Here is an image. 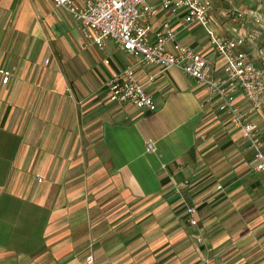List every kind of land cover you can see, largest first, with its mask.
<instances>
[{
  "label": "crops",
  "instance_id": "crops-1",
  "mask_svg": "<svg viewBox=\"0 0 264 264\" xmlns=\"http://www.w3.org/2000/svg\"><path fill=\"white\" fill-rule=\"evenodd\" d=\"M219 20L214 7L208 29L168 12L152 24L168 21L222 77L209 33L233 28ZM127 67L154 112L109 101L107 80ZM0 69V264H264V175L192 79L112 42L98 51L52 0H0Z\"/></svg>",
  "mask_w": 264,
  "mask_h": 264
},
{
  "label": "built area",
  "instance_id": "built-area-1",
  "mask_svg": "<svg viewBox=\"0 0 264 264\" xmlns=\"http://www.w3.org/2000/svg\"><path fill=\"white\" fill-rule=\"evenodd\" d=\"M52 1L71 17L84 40L98 51L104 52L106 43L112 42L130 55L136 65L175 69L192 79L217 103L218 111L228 116L232 128L247 142L253 154L248 163L251 170L264 175V140L258 123L252 119L259 116L264 124V63L257 65L248 54V48L253 47L264 57V49L256 47L262 24L256 9L235 10L237 26L228 37L209 33L210 46L222 61V77H217L214 64L207 57L178 43L168 21L152 24L160 12H168L182 16L188 25L208 29L214 9L212 0H161L158 4H150L149 0ZM249 23L251 26L246 25ZM108 63L104 60V64ZM0 76L6 85L11 73L0 69ZM106 88L110 102L131 105L148 113L155 110L153 97L135 80L131 67L112 75ZM153 150V144L146 142V151ZM196 212L195 206L185 209L192 227L197 225ZM85 262L93 264L92 257H87Z\"/></svg>",
  "mask_w": 264,
  "mask_h": 264
},
{
  "label": "rangeland",
  "instance_id": "rangeland-1",
  "mask_svg": "<svg viewBox=\"0 0 264 264\" xmlns=\"http://www.w3.org/2000/svg\"><path fill=\"white\" fill-rule=\"evenodd\" d=\"M157 0H150L148 2H153ZM159 1V0H158ZM156 2L157 4L160 3ZM213 5L217 12H220L223 16V22L221 20L218 21V24L221 25L222 28L229 27V28H236L237 21L234 17V11L235 10H245L246 8H254L256 9L261 18H262V24L260 26L261 30V38L258 42H256V47H260L264 49V0H212ZM248 26H251V24H246Z\"/></svg>",
  "mask_w": 264,
  "mask_h": 264
}]
</instances>
